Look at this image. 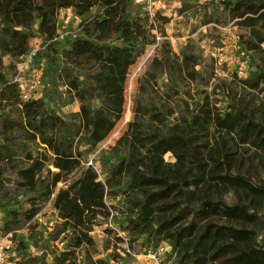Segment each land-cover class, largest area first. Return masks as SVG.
I'll list each match as a JSON object with an SVG mask.
<instances>
[{
	"label": "trees",
	"instance_id": "16d2710c",
	"mask_svg": "<svg viewBox=\"0 0 264 264\" xmlns=\"http://www.w3.org/2000/svg\"><path fill=\"white\" fill-rule=\"evenodd\" d=\"M131 2L0 0V53L13 58L29 51L36 23L39 36L55 38L62 10L83 17L98 6L105 17L90 24L96 42L78 39L67 54L73 63L95 67L91 80L97 108L85 104V90L77 81L68 87L80 103L79 111L68 118L48 111L40 100H23L18 85L5 78L0 61L2 141L19 135L24 146L40 149L35 155L25 152L26 166L13 168L17 188L32 196L26 221L35 217L39 203L53 197L52 207L61 220L58 234H64L70 246L64 253L69 260L76 250L94 246L90 233L96 220L111 215L105 200L119 195L128 237L168 245L175 264H264V242H259L264 233V180H251L253 172L264 171V105L232 102L222 111L217 86L210 93L203 91L195 109L188 108L165 133L145 126L141 120L146 113L136 107L134 120L113 149L116 163L107 171L106 182L99 181L94 168L83 166L81 149L102 143L122 118L128 69L151 43L153 28L145 17H130ZM222 5L228 17L247 30V49L262 51L264 0H222ZM115 38L120 45L110 42ZM178 62L173 70L196 81V58L182 56ZM239 83L258 90L264 85V71ZM150 119L162 123L159 114ZM167 154L172 162L165 160ZM15 157L7 144L0 146V174ZM75 172L78 176L67 183Z\"/></svg>",
	"mask_w": 264,
	"mask_h": 264
},
{
	"label": "rangeland",
	"instance_id": "374dc122",
	"mask_svg": "<svg viewBox=\"0 0 264 264\" xmlns=\"http://www.w3.org/2000/svg\"><path fill=\"white\" fill-rule=\"evenodd\" d=\"M152 3L153 16L147 15L142 0H132L128 10L131 18H147L153 31L151 43L144 47L128 69L122 118L102 143L93 149H81L84 152L83 166L90 162L96 164L98 179L103 184L110 166L116 163L113 149L128 123L134 120L136 107L146 113L141 120L145 126L165 133L177 118L186 115L188 108L190 112L195 109L203 91L210 93L217 86L221 94L217 97V106L222 111L232 102L256 108L264 105V85L251 90L240 84L241 79L235 76V69L242 60L248 62L249 68V76L245 80L256 78L260 71H264V46L262 51L247 49L244 44L248 39L247 30L237 26V20L228 17L222 0H152ZM104 18V10L98 6L92 7L83 17H77L71 9L62 10L57 16L56 36L51 40L39 36L36 23L31 29L29 51L25 55L13 58L0 53L5 78L16 83L20 78H31L36 71L42 70L41 85L31 92L30 99L40 100L48 111L64 118L77 113L80 106L75 93L68 87L70 82H79L80 89L85 90V104L99 107L91 80L95 67L73 63L67 54L72 42L78 39L96 42L90 24ZM110 42L120 45L117 38ZM31 51H37L34 59L28 54ZM182 56L196 58V81H190L173 70ZM149 74H153L154 79ZM152 114H159L162 123H154L150 119ZM18 136H11V142L5 143L0 129V146L7 144L16 155L14 163L4 166L0 174V237L10 236L12 240L7 264H149L146 254L161 246L163 251L159 258L162 262L175 264L173 256H169L171 249L168 245L153 246L144 237H128L124 231L123 196L119 195L105 200L111 208V215L107 219L96 220V226L90 233L94 246L76 250L69 260H65L64 253L70 250V246L64 234H58L61 220L52 207L53 197L39 203L35 217L26 221L25 213L30 208L27 200L32 196L23 195V190L17 188L18 179L13 168L26 166L25 152L35 155L40 149L33 145L24 146ZM120 152L124 153V149ZM165 160L173 161L169 154L165 155ZM78 174H71L67 183ZM251 176L255 184H261L264 171L253 172ZM63 186L59 184L58 188ZM215 222L210 220L209 223ZM262 240L264 233L259 236L260 243L264 242Z\"/></svg>",
	"mask_w": 264,
	"mask_h": 264
},
{
	"label": "built area",
	"instance_id": "2783aa9c",
	"mask_svg": "<svg viewBox=\"0 0 264 264\" xmlns=\"http://www.w3.org/2000/svg\"><path fill=\"white\" fill-rule=\"evenodd\" d=\"M141 1V0H138ZM146 7L145 10L147 12V15L153 16L155 13L154 6L152 3V0H142ZM37 51H31L28 54L30 55L31 59H34L36 56ZM239 67L235 69V76L238 79L245 80L248 78V62L246 60H242L238 63ZM41 76H42V70H38L34 73V75L31 76V78L28 79H22L16 81L20 96L23 100H29L31 98V92L36 91L41 85ZM95 164V163H94ZM87 167H92L95 169L96 173L98 174L97 168L95 165H93V162H90ZM12 250V240L10 236H3L0 237V264H7L8 263V254ZM162 246L156 250H149L146 254V258L148 259L147 262H150L149 264H164L162 262L163 260L160 259V255H162ZM129 253V252H128ZM138 264H146V263H138Z\"/></svg>",
	"mask_w": 264,
	"mask_h": 264
}]
</instances>
